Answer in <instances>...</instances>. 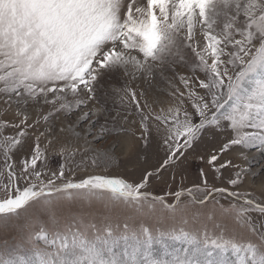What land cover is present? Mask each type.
Returning a JSON list of instances; mask_svg holds the SVG:
<instances>
[{"label":"snow or ice","instance_id":"obj_1","mask_svg":"<svg viewBox=\"0 0 264 264\" xmlns=\"http://www.w3.org/2000/svg\"><path fill=\"white\" fill-rule=\"evenodd\" d=\"M185 46L203 78L180 76L184 90L170 93L173 103L155 111L140 103L142 93L119 91L121 103L139 117L138 128L121 131L133 137L138 131L145 147L155 132L165 151L138 180L107 173L73 179L66 171L71 143L60 142L52 129L40 131L39 120L29 123L31 101L57 112L74 104L77 122L91 127L105 111L87 109L96 100L99 69L151 74L156 64L183 61ZM0 94L5 103L23 102L15 122L0 120V235L13 233L0 240V264H264V202L236 191L246 169L233 173L237 166L227 158L235 147L264 149V0H0ZM7 128L12 135L4 134ZM217 130L225 140L195 156L205 166L198 183L164 195L151 191L204 132ZM69 131L80 139L75 123ZM50 150L65 160L55 170L48 169ZM114 152L99 151L92 165H114ZM225 194L227 206L216 199ZM73 203L99 204L105 214L99 221L65 215ZM121 205L135 215L114 219ZM253 212L261 214L259 224ZM217 213L235 227L220 224ZM165 239L184 247L169 251ZM155 244L164 247L160 257Z\"/></svg>","mask_w":264,"mask_h":264},{"label":"rangeland","instance_id":"obj_2","mask_svg":"<svg viewBox=\"0 0 264 264\" xmlns=\"http://www.w3.org/2000/svg\"><path fill=\"white\" fill-rule=\"evenodd\" d=\"M222 26V23H218L216 26L217 30L222 28ZM183 56V61L175 58V62H169L163 66L154 65L151 74L137 72L133 75L131 68L128 69L127 74L123 69H99L94 82L96 100L88 101L87 109L102 105L105 111L94 119L91 127L86 121L77 122L80 109L76 108L74 104L70 110L57 112L54 111L52 105L36 104L31 101L27 104V111L32 117L29 123L39 120L40 131L52 129L55 135L59 136L60 142L67 140L71 143L74 154L66 163V171L73 179H78L87 174L107 173L120 176L129 181L138 180L145 168L151 169L158 161L162 160L165 151L162 146V139L157 137L155 132H153L149 145L145 147L138 140V131L136 137L121 131V129L134 130L138 128L139 117L135 114L134 106L121 103L119 91L124 88H131L138 96L142 93L143 96L140 98V103L143 105L147 101L155 111H159L161 106L167 107L174 101V96L170 95V93H173L177 88L181 91L184 90V86L179 80L180 76L203 78V73L195 68L197 63L195 55L187 46L183 49ZM72 99L69 96V100ZM6 100L8 98L0 94V120L10 123L15 122L17 109L23 107L22 99L20 97H12L8 103H5ZM185 107L192 111L189 104L186 103ZM43 115H49L47 122L42 119ZM74 123L76 131L80 133V139H76L72 131H69ZM61 129L65 131L61 132ZM85 132L88 133L87 142L84 139ZM4 134L12 135L13 129H5ZM225 138L219 130L204 132L201 141L196 145L195 149L188 153L187 158L180 162L178 167L163 171V179L153 181L151 191L155 195H164L181 187H190L194 183H198L200 181V170L205 168V166L199 159L195 158L196 154L206 150H214L215 146L220 141L225 140ZM29 142L31 143V140ZM55 147L56 144L53 145V148ZM113 149L115 150V156L118 157V161L114 165L108 168L94 167L92 165V158L99 151L111 152ZM26 151H28L27 145L16 155L22 158V153ZM244 157H247V159ZM227 158L231 159L234 166H237L230 170L233 173L239 169H246L243 173L242 182L236 191L242 196L250 195L257 202H264V149L255 146L248 148L235 147L228 153ZM61 163H65V160H62L50 150L48 169L55 170ZM205 170L207 171V169ZM45 171L48 170L45 169ZM223 175L226 179L229 173L224 172ZM212 182L213 177L209 175V183ZM215 183L217 186H225V181L222 180H216ZM216 199L225 206L229 203V198L226 194L217 196ZM168 200L172 202L170 196ZM233 202L239 203L240 201ZM201 210L206 211V208ZM78 214H86L89 218L99 221L105 214V210L99 204L89 206L79 203L70 204L65 210V215ZM111 215L114 219L123 220L126 216L135 215V213L133 210L124 208L121 205L115 208ZM252 215L259 224L261 222V214L253 212ZM216 219L226 228L232 229L235 227L230 217H222L217 213ZM202 222L207 223L210 229L213 228L212 222L206 220H202ZM149 223L153 222L149 221ZM189 227H191V224ZM12 235L13 233L0 235V240H11ZM163 243L169 245V251L173 248L182 249L184 247L182 242L165 239ZM153 251L157 257H160L164 253V247L161 244H155Z\"/></svg>","mask_w":264,"mask_h":264}]
</instances>
